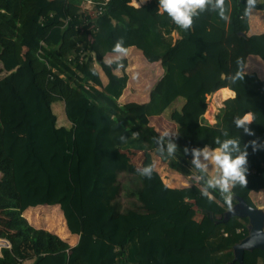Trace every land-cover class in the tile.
<instances>
[{
    "label": "trees",
    "instance_id": "trees-1",
    "mask_svg": "<svg viewBox=\"0 0 264 264\" xmlns=\"http://www.w3.org/2000/svg\"><path fill=\"white\" fill-rule=\"evenodd\" d=\"M83 1L26 0L19 29L27 37L15 51L2 36L11 20L0 12V238L11 245L1 248L0 264H240L234 247L249 234V218L223 216L222 197L202 196L199 181L171 186L164 180L158 166L187 176L194 167L180 137L175 157L158 152L151 117L166 115L189 143L203 146L221 125L235 133L232 116L250 111V127L264 138V78L247 70L251 55L264 63V30L250 32L244 0H225L227 21L206 10L187 30L157 14L158 0H135L138 7L133 0H94L102 7L95 14L84 11ZM120 37L162 64L147 102H119L129 75L115 70L126 69L127 57L122 67L103 58ZM237 60L243 75L231 81ZM225 87L235 98L224 100L211 124L208 96ZM55 104L64 107L67 124L59 123ZM251 139L242 134V143ZM139 153L159 158L151 178L132 166L130 156ZM263 160L264 149L249 146L247 184L233 188V205L240 199L258 206L251 192L264 187ZM134 171L141 207L119 211V175ZM57 204L79 235L73 246L24 216ZM40 218L67 232L58 209ZM244 264H264V249L246 250Z\"/></svg>",
    "mask_w": 264,
    "mask_h": 264
},
{
    "label": "clouds",
    "instance_id": "clouds-1",
    "mask_svg": "<svg viewBox=\"0 0 264 264\" xmlns=\"http://www.w3.org/2000/svg\"><path fill=\"white\" fill-rule=\"evenodd\" d=\"M243 4L242 18L251 16L258 5H264V0H244ZM206 10L216 12L222 20L229 19L225 0H158L157 14L166 13L175 25L187 30L193 24L194 18ZM112 52L116 55L103 58V63L109 66L115 63L117 67H122L123 60L129 52L123 37L114 43ZM237 64V70L229 77L231 81L242 78L241 61L237 60ZM92 70L95 71V68ZM232 97L235 98V96ZM253 119L250 111L237 112L231 118V128L237 130L235 133L221 125L218 128L219 135L213 139L212 143L183 148L185 155L191 153V167L198 170L193 183L199 181L202 185L199 189L200 194L211 200L214 193L218 192L229 209L233 206V188L247 184L249 146L252 151L264 149V139L256 137L254 129L250 127ZM242 134H247L253 139L242 143ZM132 135L135 137L137 133L134 132ZM173 137L174 135L168 131L159 132L156 144L160 154L175 157L178 144ZM124 139L125 137L121 136V140ZM154 169L155 163H149L137 167L136 172L142 177L151 178ZM211 169L215 171L212 172Z\"/></svg>",
    "mask_w": 264,
    "mask_h": 264
},
{
    "label": "rangeland",
    "instance_id": "rangeland-1",
    "mask_svg": "<svg viewBox=\"0 0 264 264\" xmlns=\"http://www.w3.org/2000/svg\"><path fill=\"white\" fill-rule=\"evenodd\" d=\"M27 10V3L26 0H0V12H3L7 18H10L11 23L5 24L4 28H2V33L4 37V43L8 44L10 43V47L13 51L18 49V46L26 41V34H23L21 29H19V24L21 23V20L23 19L25 13ZM175 37H177L176 34H174ZM129 56V59H128ZM127 57V70L129 74V80L130 82L128 89L126 88V94L122 96V102L126 103L129 100H136V102H142L144 101V98L148 91L153 87L154 83L157 79H159L163 74V67L160 61H148L139 51L129 49ZM105 78V76H104ZM127 87V86H126ZM140 93V94H139ZM232 97V96H230ZM229 98V97H228ZM227 99V98H226ZM224 99V100H226ZM212 102V96H208V107L210 106V103ZM224 103V101H223ZM179 105V102L176 104ZM216 107L214 109L215 114L212 115L209 112L206 113V119L209 123L215 124L219 120V116L221 115L222 107ZM213 110H210V112ZM164 118V119H163ZM162 119V120H161ZM161 119H153L152 124L156 126L158 132L161 131H168L174 135V139L179 140V137L181 140H179V144L183 146H189L191 148L195 145L189 143V136L188 138L183 137L182 134L180 135L177 130H175V125L171 123V121L167 118L166 115H162ZM167 120V121H166ZM16 131L19 135L23 133V127L16 128ZM16 134V133H15ZM264 139V138H262ZM177 143V142H176ZM15 151L17 150L16 145H13ZM190 154V153H189ZM132 161V166L136 170L137 167H142L145 164L153 163L154 161L159 160L158 156L154 153L152 154H133L130 156ZM164 165H167V161L163 162ZM187 163V162H186ZM157 164V162H156ZM260 165H264V160L259 162ZM161 173L163 174L164 180L168 182L171 185H183V184H190L193 183V178L196 176V169L193 168V171L195 174L191 176H187L178 172L169 171L168 168H165V173H163L161 167H159ZM214 172V171H212ZM0 172V177H1ZM119 181L121 183V192L120 195L117 197L115 203L117 206V209L119 211H126L130 208H140L141 207V201L138 199L136 195V191L140 189L141 182L137 174L131 173V172H122L119 175ZM254 201L255 203L262 207L264 209V187L258 192L254 193ZM237 203V202H236ZM235 203V204H236ZM234 204V205H235ZM232 206L231 209L226 208L223 212V216H226L228 213H231L235 210H239L242 213H247L250 215V217H253L252 220L255 218V215H252V212L248 211L244 205L237 204L235 206ZM52 208L49 207H35L31 208L28 211L27 219L28 221L34 225L46 228L47 230H52L51 232H55V234L59 236H65L64 234H60L56 231L55 228L48 226L45 219L40 218L43 216H46L47 213ZM26 211V212H27ZM29 212L32 213L33 218H30ZM264 212V211H263ZM262 211H258L259 217L257 220L262 225V229L264 230V213ZM251 228H254L253 223H250ZM66 234V233H65ZM4 239V238H3ZM71 242H73V237L71 236ZM4 243V242H2ZM1 243V244H2ZM4 247V246H3ZM254 249H264V248H253ZM1 252V249H0Z\"/></svg>",
    "mask_w": 264,
    "mask_h": 264
},
{
    "label": "crops",
    "instance_id": "crops-1",
    "mask_svg": "<svg viewBox=\"0 0 264 264\" xmlns=\"http://www.w3.org/2000/svg\"><path fill=\"white\" fill-rule=\"evenodd\" d=\"M132 4H134L133 3V1H132ZM134 5H136V4H134ZM262 30H264V10H254V12L252 13V15H251V30H250V32L251 33H256V32H260V31H262ZM129 49H132V50H137V51H139L144 57H145V55L143 54V52L140 50V49H138L135 45H128L127 46ZM114 55H116V54H113V53H109V54H107V57L108 58H111L112 56H114ZM128 56V55H127ZM146 58V57H145ZM128 59H129V56H128ZM147 59V58H146ZM247 70H249V71H251V70H257L258 71V73L260 74V76L262 77V78H264V63L257 57V56H249V58H248V62H247ZM115 72L116 73H118V74H123L124 72H126L127 74H128V70H127V68L123 71L121 68L120 69H117V70H115ZM129 75V74H128ZM130 82V80L128 79V83ZM127 83V89H128V87H129V84ZM126 88H125V90H124V92H123V94H122V96L124 95V94H126ZM228 89H230V88H228ZM151 90V89H150ZM235 93V92H234ZM140 94V93H139ZM149 94H150V91H148L147 92V94H146V96H145V98H144V101H142L141 103H143V102H147L148 100H149ZM122 96L119 98V102L120 103H124V102H122ZM129 101H136V100H129ZM129 101H127V102H129ZM53 109H54V111H55V113L57 114V116H58V121H59V123H62V124H67L68 123V121H67V118H66V115H65V111H64V107L63 106H61V105H58V104H55V105H53ZM161 119L162 118V115H160V116H153V117H151V123H152V120L153 119ZM164 119V118H163ZM162 120V119H161ZM167 121V120H166ZM172 124H174L175 125V130H177V126H176V124L175 123H173V122H171ZM155 128H156V126H155ZM157 129V128H156ZM157 131H159V130H157ZM178 131V130H177ZM159 167H161V169H162V171H163V173H165V168L166 167H164V166H158V169H159ZM167 169V168H166ZM169 171H172V170H170V169H168ZM159 171H160V169H159ZM211 171H215L214 169H211ZM161 172V171H160ZM175 172V171H174ZM168 183V182H167ZM169 184V183H168ZM169 185H171V184H169ZM171 186H176V185H171ZM256 192H258V191H252L251 192V196L253 197V199H254V193H256ZM38 207H49V208H52V209H58L59 210V213H60V216H61V218H62V220L64 221V223H65V228H66V230H67V232H66V234H64V235H66V237L64 236H60L62 239H64L65 241H67L70 245H75L77 242H78V240H79V235L78 234H73V233H71L70 232V230L68 229V226H67V223H66V220H65V216H64V213H63V210L61 209V207H60V205L59 204H57V205H41V206H38ZM260 207V206H259ZM35 208V207H34ZM26 213H28V211L27 212H25L24 213V216L27 218V214ZM36 227H39V226H36ZM46 229V228H45ZM49 230V229H48ZM49 231H52V230H49ZM55 233V232H54ZM71 236L73 237V242H71ZM246 251V250H245ZM32 263V260L31 259H27V260H25L24 261V264H31ZM240 264H244V259H243V262L241 263L240 262Z\"/></svg>",
    "mask_w": 264,
    "mask_h": 264
},
{
    "label": "water",
    "instance_id": "water-1",
    "mask_svg": "<svg viewBox=\"0 0 264 264\" xmlns=\"http://www.w3.org/2000/svg\"><path fill=\"white\" fill-rule=\"evenodd\" d=\"M237 204L244 205L248 211L252 212L253 216L255 215V218L252 220L253 217H250L249 214L242 213L239 210H235L231 213H228L225 216V217H227V216H230L232 214H237V215H241V216H247L249 218V224H248L249 234L244 239H242L239 243H237L234 247L235 258H236V260H238L239 262L242 263L243 259H244L245 250H251L253 248H264V230L262 229V225L259 222V220H257V218L259 217L258 211L263 212L264 209L262 207H259V206L251 207V206L245 204L240 199L237 201V203L235 205H237ZM251 222L254 225L253 229L251 228V225H250ZM0 239H1V241L4 242L3 245L0 246V249H1L3 246L5 247V245L8 244V240L3 239V238H0Z\"/></svg>",
    "mask_w": 264,
    "mask_h": 264
},
{
    "label": "bare ground",
    "instance_id": "bare-ground-1",
    "mask_svg": "<svg viewBox=\"0 0 264 264\" xmlns=\"http://www.w3.org/2000/svg\"><path fill=\"white\" fill-rule=\"evenodd\" d=\"M234 95H235L234 91L232 89H228V87L219 89L213 96L211 103V110H214L216 107L222 106L224 99ZM2 242L3 241L0 240V246L3 245Z\"/></svg>",
    "mask_w": 264,
    "mask_h": 264
},
{
    "label": "built area",
    "instance_id": "built-area-1",
    "mask_svg": "<svg viewBox=\"0 0 264 264\" xmlns=\"http://www.w3.org/2000/svg\"><path fill=\"white\" fill-rule=\"evenodd\" d=\"M97 2L94 1V0H84L83 3H82V8L84 9L85 12L87 13H99L102 11V7H98L96 8ZM10 242L8 241V244L5 245V247H10Z\"/></svg>",
    "mask_w": 264,
    "mask_h": 264
}]
</instances>
